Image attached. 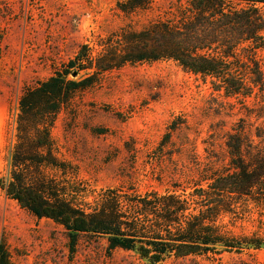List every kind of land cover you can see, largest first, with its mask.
I'll return each mask as SVG.
<instances>
[{"label":"rangeland","instance_id":"374dc122","mask_svg":"<svg viewBox=\"0 0 264 264\" xmlns=\"http://www.w3.org/2000/svg\"><path fill=\"white\" fill-rule=\"evenodd\" d=\"M119 1L0 0V176L26 88L52 76L83 44L96 55L111 33L139 30L176 2L154 0L150 9L127 14ZM242 99L215 91L209 78L173 60L126 64L76 92L58 113L52 136L59 158L71 164L67 174L98 192L121 185L190 191L199 169L227 163V134L246 117ZM239 211L234 224L225 218L228 228L264 237V204L241 202ZM0 235L11 264H148L132 251L109 250L103 236L82 235L71 253L64 226L37 217L1 188ZM162 264H264V248Z\"/></svg>","mask_w":264,"mask_h":264},{"label":"trees","instance_id":"16d2710c","mask_svg":"<svg viewBox=\"0 0 264 264\" xmlns=\"http://www.w3.org/2000/svg\"><path fill=\"white\" fill-rule=\"evenodd\" d=\"M153 1L122 0L118 7L129 14ZM99 45L94 55L83 44L61 69L24 90L0 176L6 196L64 226L71 253L82 235L103 236L109 250L132 251L148 264L264 248V237L235 234L225 222L237 221L241 202L264 204V0H176L141 29L121 28ZM159 60H173L209 78L215 91L243 98L246 117L227 134V163L199 169L190 191L121 185L98 192L81 185L57 153L58 113L105 72ZM0 264H11L1 235Z\"/></svg>","mask_w":264,"mask_h":264}]
</instances>
